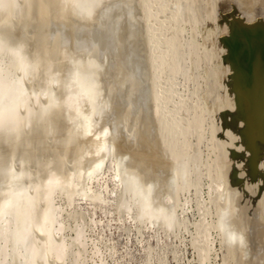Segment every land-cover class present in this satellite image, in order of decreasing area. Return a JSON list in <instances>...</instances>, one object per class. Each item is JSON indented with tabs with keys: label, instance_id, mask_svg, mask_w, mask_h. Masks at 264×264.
Wrapping results in <instances>:
<instances>
[{
	"label": "rangeland",
	"instance_id": "obj_1",
	"mask_svg": "<svg viewBox=\"0 0 264 264\" xmlns=\"http://www.w3.org/2000/svg\"><path fill=\"white\" fill-rule=\"evenodd\" d=\"M84 1L0 6V97L8 94L0 113L19 105L12 126L0 125V209L14 203V191L23 192L15 204L21 218L0 220V264H26L24 236L37 254L51 248L46 264H264V119L252 126L254 99L245 89L247 70L260 73L261 62L259 53L247 57L241 31L257 30L251 43L263 45L256 42L264 20L249 9L229 10L230 0H134L132 24L122 17L120 47L105 18L87 28L76 19L72 11ZM78 62L99 92L83 112H98L95 132L110 130L112 148L86 196L77 190L70 198V180L89 158L70 140L81 128L72 129V113L61 105ZM254 97L264 115V93ZM51 179L63 189L53 204ZM47 204L59 208L53 245L41 233ZM224 208L235 215L222 217ZM146 209L153 217L174 212V227L140 219ZM15 225H24L18 245ZM230 227L244 232L245 247L226 244L220 230ZM63 243L58 259L51 252Z\"/></svg>",
	"mask_w": 264,
	"mask_h": 264
},
{
	"label": "bare ground",
	"instance_id": "obj_2",
	"mask_svg": "<svg viewBox=\"0 0 264 264\" xmlns=\"http://www.w3.org/2000/svg\"><path fill=\"white\" fill-rule=\"evenodd\" d=\"M7 0H0V6H2L3 4H5ZM91 2V0H89ZM93 1H96V0H93ZM231 2L228 4V9H235V10H238L239 12L243 9H246L249 11H253L252 13V16L251 18H257L260 16V19L259 20H264V0H230ZM75 2V0H74ZM86 2H88L87 0L84 1V5L82 7H77L76 9H73L72 13L73 15L76 17V19H78L80 21V23H82L83 26H87V27H90L91 26V22L93 21H100V20H103L104 18L106 19V22L109 24V27L108 29L111 31V33H113L114 38H116V42H117V46H120V37H119V30H120V27H121V22H122V17L123 15H126L129 22H130V25L132 24V22L134 21L133 18H134V0H97L96 3H94V5H89V4H86ZM72 3V2H71ZM78 3V2H77ZM81 4V3H80ZM71 5V4H70ZM78 5V4H77ZM7 6V5H6ZM93 6V7H92ZM74 7V5H73ZM136 9V8H135ZM137 12V11H136ZM1 17V16H0ZM94 22V23H96ZM252 23V22H251ZM250 23V24H251ZM98 24H101V23H98ZM107 24V26H108ZM98 26V25H96ZM86 27V28H87ZM101 28V27H99ZM89 29V28H88ZM84 30V29H83ZM87 30V29H86ZM244 34V37L243 39H248V44H246V53L248 54L245 55L247 56L248 58L249 57H253L255 58L256 55L258 54L259 55V59H260V62H261V65H258V66H261V72L260 73H257L255 68L253 67H250V69L247 70L246 72V76H247V82H248V88H245L247 89V94L248 95H251L254 99V104L252 105V109L249 111V117L248 119H250V122L252 124V126L256 127V126H259L261 127L263 125V119H264V115L263 113H261V108L256 106L255 105V97L256 95L259 96V94H262L264 93V33L260 34V41L256 42L257 43H262L263 45H252L251 41L253 43H255L254 39L255 37H253V35H258L257 30L256 31H252L250 33H248L247 30L243 29L241 30ZM260 31V30H258ZM110 33V34H111ZM133 32L131 31L130 29V34H132ZM242 34V33H241ZM112 35V34H111ZM116 35V36H115ZM3 36V35H2ZM75 37V36H74ZM241 46V44H240ZM121 47V46H120ZM259 47V48H258ZM244 48V47H243ZM88 49V48H86ZM257 51L254 55H252L253 52ZM12 54L14 56H17L15 53L12 52ZM158 56V55H157ZM152 63V62H151ZM12 64V63H11ZM23 65V64H22ZM26 64H24L25 66ZM23 66V67H24ZM21 67V68H23ZM26 67V68H25ZM24 67V70L26 69L27 70V66ZM81 67H83L81 65ZM80 67V64L79 62L78 63H74V67L72 69V72H69V76L71 78V82L70 81H66V82H70V85H66V88L65 87V90L69 89L70 88V92H67L69 94H65L63 95V98L61 103L62 105V111H66V110H69L65 112V114H71L72 115H69V116H72L73 118L70 119L69 122H71L72 120V129L75 128H81L79 129L80 130V135L77 137V134L75 133V138H71L70 140L72 141V139H74L73 141H77L78 143H82V144H78L80 145L82 148L84 146V157H89L87 159V162H88V166H87V169L85 171H82L83 173H78L76 176H74L73 180H70V185L68 186V189H70L71 191V195H70V198L73 197L77 190L78 191H81V192H78L79 194L82 193L84 191V193H82L83 196H86V191H85V187H87V182L90 183L92 182L93 180H96L98 177H100L102 174V170L104 169V166L107 162V159L111 153V145L109 144L110 142V136H111V132L110 130H108L107 128H103L101 129L99 132H95V126H96V115L98 114V112L96 113V110L92 109L91 111H87V112H83V107L84 105L86 104H91L92 102V99H95L96 95L95 92L98 91V89L96 90V86L92 85L89 83V81L84 78L86 76V74H89V72H85V70L81 69ZM20 68V69H21ZM101 69V68H100ZM24 70L21 72V73H26V71L24 72ZM97 72V71H96ZM103 72V71H102ZM83 73L85 74L83 76ZM22 75L23 76H26V75ZM91 75V74H90ZM68 78V79H70ZM133 78V77H132ZM130 77H128V82H130V85L133 86L134 85V82H133V79ZM92 81V80H90ZM125 81V80H124ZM122 82V81H120ZM66 84V83H65ZM99 84V83H98ZM97 84V85H98ZM122 84V83H121ZM120 85V83H119ZM101 86V85H100ZM95 88V89H94ZM117 88V87H116ZM115 88V89H116ZM6 89H4V92H5ZM8 90V89H7ZM95 90V91H94ZM103 90V89H102ZM122 90V89H121ZM127 90V89H126ZM123 91V90H122ZM54 93V92H53ZM1 94V93H0ZM8 94L5 92L1 95L0 99H3L4 97H6ZM48 95V94H47ZM43 97L44 99H47L46 96ZM20 96V95H19ZM51 96V95H50ZM49 96V97H50ZM42 97V96H41ZM67 97V98H66ZM107 98V97H106ZM50 99V98H49ZM49 99H47L46 101H48ZM97 99V98H96ZM13 100V99H12ZM51 100V99H50ZM55 100V99H54ZM64 100V101H63ZM65 100H68V102H66V104L68 105H64L65 103ZM1 101V100H0ZM17 100L15 99V102ZM52 101V100H51ZM58 101V100H57ZM20 102H22L20 100ZM53 102V101H52ZM19 103V101H18ZM51 102H49L48 104H50ZM56 103V102H55ZM53 103V104H55ZM16 106H17V103H15ZM15 104H12L14 105V107H11V108H8V109H3V111L0 113V125L4 123V121L7 120V124H11L12 126V123L14 122L15 120V113H17V110H15ZM59 102H57L55 105H58ZM95 105V104H94ZM19 106V105H18ZM17 106V107H18ZM53 107H55L54 105H51ZM50 106V107H51ZM66 107L68 106L69 109H66L63 110V107ZM93 106V104L91 105ZM109 106V105H108ZM16 107V108H17ZM53 107H51V109H53ZM90 107V106H88ZM61 107H59L60 109ZM94 108V107H93ZM109 108V107H108ZM50 109V110H51ZM2 110V109H1ZM85 111V110H84ZM64 114V113H63ZM65 117V116H64ZM2 119V120H1ZM5 119V120H4ZM65 119H67V117H65ZM3 121V122H1ZM64 122H67V121H64ZM6 124V123H5ZM9 124V125H10ZM101 124V123H100ZM5 126V125H4ZM7 126V125H6ZM99 129V128H98ZM71 130V129H70ZM79 130L76 129V132L78 133ZM82 130V131H81ZM74 131V130H73ZM4 133V132H3ZM69 133V132H68ZM71 133V132H70ZM72 135V133H71ZM70 136V135H69ZM76 137L78 138L77 140ZM68 140H69V137H68ZM125 144V143H124ZM122 146V145H121ZM81 148V149H82ZM156 152V151H155ZM145 154V153H144ZM82 158V157H81ZM142 158V156H141ZM151 159V158H150ZM84 160V159H83ZM129 160V159H128ZM75 161V160H74ZM142 162V161H141ZM149 163H150V160H149ZM113 164V163H112ZM151 164V163H150ZM154 164V163H153ZM123 168V166H122ZM130 169V168H129ZM131 170V169H130ZM126 172V171H125ZM75 174V173H74ZM147 176V175H146ZM55 178V177H54ZM56 179L54 180H50V182L48 183L49 184V189H48V201L49 203L52 200L53 196L58 192V190H61L59 189V185H57V182H55ZM83 183V184H82ZM84 186V188L82 186ZM149 186V185H148ZM82 187V190L80 188ZM145 188V187H143ZM63 190V189H62ZM61 190V191H62ZM14 191V190H13ZM12 191V192H13ZM23 193V192H22ZM22 193H20L19 191H14V194L10 195L12 197H10V199L14 200V203L12 202L9 203L8 200H7V205H6V201L4 202L5 203V207L0 209V220H1V217L5 216V215H11L12 219L14 220L16 218V215L18 213L19 215V219L21 218L20 217V210L16 207L18 205H15L17 203V201H19L21 198H23L22 196ZM77 193V194H78ZM144 193V192H143ZM151 193V192H149ZM134 194V193H133ZM166 194V193H165ZM15 198H14V196ZM24 195V194H23ZM154 195V194H153ZM158 195V194H157ZM137 200L139 199L140 195L138 194V192H136L135 194ZM167 196V195H166ZM21 197V198H20ZM142 197V196H141ZM162 197V196H161ZM165 197V196H164ZM172 197V196H171ZM147 198V197H146ZM153 198V197H152ZM54 199V198H53ZM11 200V201H12ZM22 200V199H21ZM25 200V198L23 199ZM152 201V200H150ZM71 202V201H70ZM162 202V201H161ZM52 203V202H51ZM50 203V204H51ZM11 204V205H10ZM50 204L48 205L47 207V210H46V219H45V229H43V232L41 231V233L43 234L42 236L46 239V242L48 245H50V243L52 242V235H54L53 233L55 231H60V228H54V224L56 222H58L57 220V216H59V214H57V210H59V208H54L52 206H50ZM53 204V203H52ZM153 204V203H152ZM20 206V205H19ZM18 206V207H19ZM16 207V209L14 208ZM1 208V207H0ZM19 211H18V210ZM145 211V216H152V215H148V213H146L147 209L144 210ZM158 211V210H157ZM149 212V209L148 211ZM151 212V210H150ZM149 212V213H150ZM159 213V212H158ZM22 216V215H21ZM26 216V215H25ZM29 217V216H28ZM153 217V216H152ZM17 218V219H18ZM27 218V217H26ZM156 218H159V217H155L154 219ZM3 219V218H2ZM25 219V218H24ZM29 219V218H28ZM6 220V219H5ZM30 220V219H29ZM148 220V219H147ZM153 220V219H152ZM152 220H149V221H152ZM20 221V220H19ZM23 221V220H22ZM44 221V220H43ZM3 222V221H2ZM30 222V221H29ZM5 223V222H4ZM20 224V222H19ZM24 224V223H23ZM28 224V223H27ZM41 224V223H40ZM44 224V223H42ZM18 225V223H17ZM24 226V225H21V226H14V228L11 230V236H12V240H13V243H16V241L14 240V238H18V236L21 238V236H24L23 233L21 232V230H23V228L21 229V227ZM20 227V228H19ZM37 229H36V228ZM41 226L40 225H35L34 228L36 230L39 231V228ZM4 228V227H3ZM19 228V229H18ZM26 228V227H25ZM34 229V230H35ZM41 229V228H40ZM30 230V229H29ZM28 231V230H27ZM25 231V232H27ZM6 235V234H5ZM55 236V235H54ZM26 236L23 237V241L20 243V248L23 247L22 245H26V247L28 248V250L30 251V255H31V252H32V256L30 257V255H28V253L25 254V261H26V264H36L35 260L38 258V259H42L44 264H46L45 260H44V257H45V254L46 252L49 250H51V248L49 247L47 249V251H43L42 253L39 252L38 253V250L37 251H34L32 248H30V244L28 242V239L25 238ZM29 237V236H28ZM57 237V236H55ZM19 240V239H18ZM11 243V241L9 242ZM14 245V244H13ZM16 245H18L16 243ZM51 245H53L51 243ZM25 247V248H26ZM52 247V246H51ZM24 249V248H23ZM65 249H66V246L65 244L63 243L62 247H60L59 249H56L54 248V251L53 253L51 252V254L53 255H56V257L58 259H61L64 254H65ZM27 249L26 251L29 252ZM25 251V250H24ZM25 251V252H26ZM48 251V253H50ZM29 256L30 259H28L29 257H26V256ZM3 257V256H2ZM12 258V256H11ZM3 260V259H2ZM63 261V260H62ZM21 262V261H20ZM38 262V261H37ZM57 262V261H56ZM60 262V261H58ZM65 262V261H64ZM22 263V262H21Z\"/></svg>",
	"mask_w": 264,
	"mask_h": 264
},
{
	"label": "clouds",
	"instance_id": "obj_3",
	"mask_svg": "<svg viewBox=\"0 0 264 264\" xmlns=\"http://www.w3.org/2000/svg\"><path fill=\"white\" fill-rule=\"evenodd\" d=\"M235 209L232 208H224L222 210V217H232L235 215ZM155 217L152 216H145L143 212H141L140 219H148L152 220ZM159 220L161 223H163L169 230H171L174 227V212L169 213L167 210H164V212L160 215ZM221 234L223 235L225 242L227 245L232 247H240L243 248L246 246L247 240L244 232L240 231L239 229L235 227H230L227 233H224V230L221 229Z\"/></svg>",
	"mask_w": 264,
	"mask_h": 264
}]
</instances>
